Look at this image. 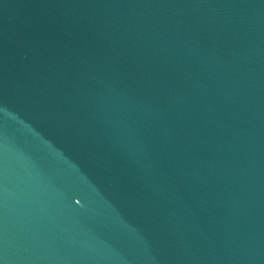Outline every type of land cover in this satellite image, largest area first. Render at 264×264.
<instances>
[{"label":"water","instance_id":"95a60500","mask_svg":"<svg viewBox=\"0 0 264 264\" xmlns=\"http://www.w3.org/2000/svg\"><path fill=\"white\" fill-rule=\"evenodd\" d=\"M0 264H264V0H0Z\"/></svg>","mask_w":264,"mask_h":264}]
</instances>
